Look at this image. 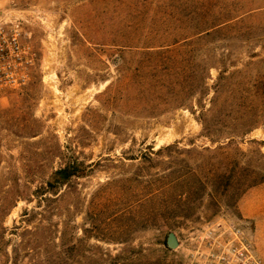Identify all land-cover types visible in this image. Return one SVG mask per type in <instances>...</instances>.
Segmentation results:
<instances>
[{
	"label": "rangeland",
	"instance_id": "374dc122",
	"mask_svg": "<svg viewBox=\"0 0 264 264\" xmlns=\"http://www.w3.org/2000/svg\"><path fill=\"white\" fill-rule=\"evenodd\" d=\"M162 1L0 4L34 52L29 85L0 95V264H49L62 229L65 264H188L205 226L235 217L253 222L264 251V0H205V21L235 19L203 36L185 5L174 22ZM154 37L180 39L205 79L183 105L149 113L123 76ZM168 145L178 146L144 163L147 147ZM75 159L79 171L41 193Z\"/></svg>",
	"mask_w": 264,
	"mask_h": 264
},
{
	"label": "trees",
	"instance_id": "16d2710c",
	"mask_svg": "<svg viewBox=\"0 0 264 264\" xmlns=\"http://www.w3.org/2000/svg\"><path fill=\"white\" fill-rule=\"evenodd\" d=\"M181 3L186 6L188 10L187 14L192 15L197 20L193 23L192 27L195 28V33L193 35L203 36L210 34V32L217 26L228 25L232 23L235 16L232 13H224L222 17L219 18L220 21H205L208 10H205V0H164L159 3V11L164 14H171L174 16V22L182 21L180 15L183 13L184 8ZM171 4V11H168V5ZM209 13V12H208ZM157 18V17H155ZM201 34V35H200ZM123 47L129 49L131 47L132 39H128L126 36ZM148 41L144 50L138 52L140 55V60L133 72V76L130 82H126L127 76L125 74L123 83L125 88L130 90L132 81L135 83V90H137V96L141 101H146L151 104L152 107L149 109V113L155 112L157 106H160L163 102L167 104H174L181 106L184 104L186 98L192 96L198 89L203 87V81L205 75H203V67L198 66L195 68L194 65H190V62L186 61L185 57H182L181 47H176L180 42V39L172 40H155ZM188 38V39H187ZM186 41L183 43L184 46H191L196 43V39H191V36L185 38ZM186 52H188L185 49ZM124 49L119 50V55L122 56ZM193 66V72L189 71L190 67ZM119 70V68H118ZM124 75V74H123ZM130 80V79H129ZM133 84V83H132ZM120 88V84H118ZM153 110V111H152ZM204 122V129L206 131L211 130V126L208 125L206 120ZM234 134L225 136L231 141L234 139ZM178 145H168L166 147H161L154 151L153 147H147L141 155L144 163H152L154 161V155H161L165 151H171ZM224 145H220L222 147ZM79 161L72 160L66 164L64 167L56 169L50 179L47 182L46 187L42 188L41 193H47L50 189H55L61 187V185L66 182L72 175L79 171ZM153 181L146 180V186L149 188ZM145 188V187H144ZM41 191V188L40 190ZM44 191V192H43ZM157 191H150L145 197L148 199H153L152 197H157ZM151 218V217H150ZM58 240V242H56ZM54 243L53 248L51 247L49 251V264H65V247H66V231L65 229L57 230L56 235L52 238ZM73 250H77V245L72 247ZM151 264V263H149Z\"/></svg>",
	"mask_w": 264,
	"mask_h": 264
},
{
	"label": "built area",
	"instance_id": "2783aa9c",
	"mask_svg": "<svg viewBox=\"0 0 264 264\" xmlns=\"http://www.w3.org/2000/svg\"><path fill=\"white\" fill-rule=\"evenodd\" d=\"M33 63V49L22 39L19 25L8 26L0 20V95L27 87ZM257 241L251 220L221 218L205 226L188 264H264V251Z\"/></svg>",
	"mask_w": 264,
	"mask_h": 264
},
{
	"label": "water",
	"instance_id": "95a60500",
	"mask_svg": "<svg viewBox=\"0 0 264 264\" xmlns=\"http://www.w3.org/2000/svg\"><path fill=\"white\" fill-rule=\"evenodd\" d=\"M178 242H179V241H178L176 235H175L173 232L169 233V235H168V239H167V243H168V245H169L171 248H175V247L178 246V244H179Z\"/></svg>",
	"mask_w": 264,
	"mask_h": 264
},
{
	"label": "bare ground",
	"instance_id": "6f19581e",
	"mask_svg": "<svg viewBox=\"0 0 264 264\" xmlns=\"http://www.w3.org/2000/svg\"><path fill=\"white\" fill-rule=\"evenodd\" d=\"M168 137H171V135H169V134H165V135H163V136H161L160 137V141H164V140H166Z\"/></svg>",
	"mask_w": 264,
	"mask_h": 264
}]
</instances>
